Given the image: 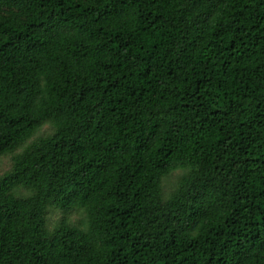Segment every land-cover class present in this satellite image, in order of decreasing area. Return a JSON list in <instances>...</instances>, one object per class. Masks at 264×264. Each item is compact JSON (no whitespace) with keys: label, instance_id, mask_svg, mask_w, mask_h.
<instances>
[{"label":"trees","instance_id":"16d2710c","mask_svg":"<svg viewBox=\"0 0 264 264\" xmlns=\"http://www.w3.org/2000/svg\"><path fill=\"white\" fill-rule=\"evenodd\" d=\"M7 155L0 264H264V0H0Z\"/></svg>","mask_w":264,"mask_h":264},{"label":"rangeland","instance_id":"374dc122","mask_svg":"<svg viewBox=\"0 0 264 264\" xmlns=\"http://www.w3.org/2000/svg\"><path fill=\"white\" fill-rule=\"evenodd\" d=\"M49 133H51V128L49 126H45L30 141H33L34 139L41 137L43 135L49 134ZM11 166H12V155L1 157L0 158V176L8 172L11 169ZM181 173H182L181 171L175 172L172 175H170L168 178L163 180V189H164L163 193L165 197L169 196L171 192L175 189L176 183L179 177L181 176ZM61 217H62L61 212L59 211L52 212L48 216L49 227L52 228V225L55 224L56 221ZM78 218L79 216L77 214H74L71 217L73 221H76Z\"/></svg>","mask_w":264,"mask_h":264}]
</instances>
